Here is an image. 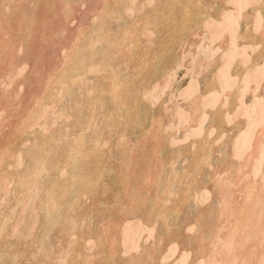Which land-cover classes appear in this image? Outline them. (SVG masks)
<instances>
[{
	"label": "bare ground",
	"instance_id": "obj_1",
	"mask_svg": "<svg viewBox=\"0 0 264 264\" xmlns=\"http://www.w3.org/2000/svg\"><path fill=\"white\" fill-rule=\"evenodd\" d=\"M262 9L0 0V264H264Z\"/></svg>",
	"mask_w": 264,
	"mask_h": 264
},
{
	"label": "snow or ice",
	"instance_id": "obj_2",
	"mask_svg": "<svg viewBox=\"0 0 264 264\" xmlns=\"http://www.w3.org/2000/svg\"><path fill=\"white\" fill-rule=\"evenodd\" d=\"M262 5H264V0H262ZM239 7H242V6H239ZM262 10H264V9H262Z\"/></svg>",
	"mask_w": 264,
	"mask_h": 264
}]
</instances>
